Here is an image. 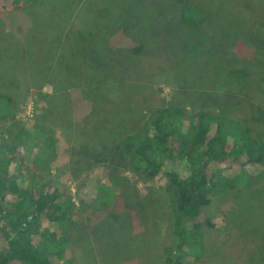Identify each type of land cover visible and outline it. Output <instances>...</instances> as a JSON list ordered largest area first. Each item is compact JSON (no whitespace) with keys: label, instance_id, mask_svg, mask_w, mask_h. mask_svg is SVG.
<instances>
[{"label":"rangeland","instance_id":"374dc122","mask_svg":"<svg viewBox=\"0 0 264 264\" xmlns=\"http://www.w3.org/2000/svg\"><path fill=\"white\" fill-rule=\"evenodd\" d=\"M13 1L0 0V17L11 23L6 28L13 25L16 30L13 21L8 20L9 14H4L9 11H15L11 13L16 21H22L23 26L29 28L34 15L12 10L16 6ZM77 1L49 0V13L43 25L48 35L52 36L55 30L56 35L61 34L65 65L74 70L78 61L79 72L87 71V66L96 84L90 89L88 84L82 87L81 82L70 94H59L50 101L53 110L64 115H67L69 102H76L74 116L67 115L68 118L65 116L61 120L73 134L63 126L55 127L59 142L51 172L56 175L59 173L57 167L66 165V174L58 180L64 184L63 189L68 186L76 211L74 219L85 223L90 217L85 223L90 236L79 237L78 252L87 253L86 257L82 255L79 264H168L167 249L173 248L177 239L173 232L169 177L160 172L148 178L123 165L124 196L119 191L118 202L110 208L111 212L92 213L82 202L78 188L88 171H80L86 167L76 162L74 152L81 146L85 133L95 134L112 128L110 141L113 142L114 132L120 130L125 134L162 107L177 105L188 110L209 105L216 107V102L226 97L221 89L228 70L227 59L232 58L227 51L231 44H234L231 48L236 58L251 57V76L247 82L253 87L255 97L264 101V51L249 54L243 42L249 36L259 43L264 41V13L259 5L251 15L240 12L245 0H192L208 11L207 21L193 26L181 22L182 5L175 0H84L72 22L67 11ZM55 11H63L58 13L57 24L51 21ZM243 16L250 18L245 22ZM88 29L95 32L92 43L84 36ZM136 42L144 44L140 54L130 52ZM1 45L0 42V80L9 81L25 74L27 77L31 67L19 64L15 57L6 56ZM86 52L90 55L87 61L82 59ZM73 53L78 54L77 57L72 56ZM25 81L26 78L21 86H25ZM216 86H220V91ZM42 90L51 92L52 89L46 83ZM34 95L35 90L21 101L14 122L0 121V144L9 143L12 133L20 126L32 129L36 122L46 118L45 103L37 102ZM104 124L108 126L103 128ZM6 154L2 149L1 157ZM209 197L212 201L202 206L200 218L203 221L212 218L215 226H204L203 233L198 235L203 245L202 254L199 257L189 255L185 264L193 261L194 264H264V179L252 186H238ZM123 198L124 201L144 198L148 214L137 205L125 211ZM112 212L124 213L118 219L112 217L107 221V215L110 213L111 217Z\"/></svg>","mask_w":264,"mask_h":264},{"label":"trees","instance_id":"16d2710c","mask_svg":"<svg viewBox=\"0 0 264 264\" xmlns=\"http://www.w3.org/2000/svg\"><path fill=\"white\" fill-rule=\"evenodd\" d=\"M48 1H13L16 6L12 10L34 15L29 28H25L22 21H16L12 14L15 11L4 14H9L8 20L13 21L16 30L13 25L7 29L11 23L0 17V42L4 54L32 69L27 77L25 74L9 81L0 80V121L14 122L21 101L34 90L36 101L44 102L46 106L43 121L36 122L32 129L20 126L12 133L9 143L0 144V264H79L82 255L86 257L85 251L83 254L78 252L81 247L79 237L90 236L85 227L90 217L85 223L74 219L76 211L69 198L68 186L63 189L64 184L58 180L66 174V165L58 166L56 175L51 172L59 142L55 127L63 126L73 134L61 120L65 116L68 118L67 115L74 116L76 102H69L67 115H64L53 110L50 101L59 94H70L81 82L82 87L88 84L90 89L96 84L86 65L87 71L83 72L77 71L78 61L74 70L65 65L61 34L56 35V30L52 36L47 34L43 21L49 13ZM83 1L78 0L71 9L68 8L72 22ZM175 1L182 5V23L198 26L207 21L208 11L203 5L192 0ZM257 2L245 0L240 12L251 15L259 5L264 13V1ZM62 12L55 11L51 21L57 24L58 13ZM243 17L245 22L250 18ZM69 25L70 21L65 26L66 35ZM18 29L20 31L16 32ZM94 33L92 29L85 32L88 43H92ZM55 36L57 39L53 38ZM243 42L250 50L249 54L264 51V41L259 43L249 36ZM233 46L229 45L227 50L232 58L227 59L228 70L221 89L226 97L216 102V107L209 105L190 110L177 105L162 107L125 134L120 130L114 132L113 142L110 141L112 128L95 134L85 133L81 146L74 152L76 162L86 167L80 171H88L78 188L82 202L92 213L110 211L120 193L124 196L121 186L123 165L148 178L160 172L169 177L168 189L173 195V232L177 239L173 248L167 249L168 264H185L189 255L199 257L202 254L203 245L198 235L203 233L205 225L213 228L215 221L212 218L203 221L200 213L202 206L211 203L209 196L212 193L220 195L231 188L252 186L264 179V101L255 97L253 87L247 82L251 76V57L236 58L232 54ZM143 49L144 44L136 42L130 52L140 54ZM245 55L248 54L245 52ZM89 56L86 52L82 59L87 61ZM25 78V86H21ZM46 83L51 86V92H43ZM216 87L220 91V86ZM60 115L64 116L59 119ZM107 126L104 124L103 128ZM78 135L80 137L79 132ZM2 149L7 153L3 158ZM214 167L219 168L214 171ZM124 199L125 211L137 205L148 214L144 198H128L131 203ZM124 212H112L111 217L109 213L106 220L118 219Z\"/></svg>","mask_w":264,"mask_h":264}]
</instances>
